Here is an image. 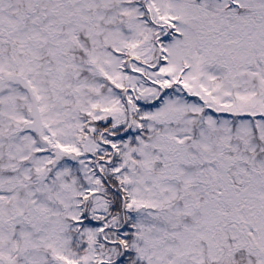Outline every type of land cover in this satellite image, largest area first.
I'll list each match as a JSON object with an SVG mask.
<instances>
[{
    "label": "snow or ice",
    "instance_id": "6c2138e0",
    "mask_svg": "<svg viewBox=\"0 0 264 264\" xmlns=\"http://www.w3.org/2000/svg\"><path fill=\"white\" fill-rule=\"evenodd\" d=\"M0 264H264V0H0Z\"/></svg>",
    "mask_w": 264,
    "mask_h": 264
}]
</instances>
